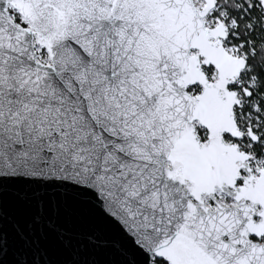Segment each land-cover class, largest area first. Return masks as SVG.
I'll return each instance as SVG.
<instances>
[{
  "label": "snow or ice",
  "instance_id": "6c2138e0",
  "mask_svg": "<svg viewBox=\"0 0 264 264\" xmlns=\"http://www.w3.org/2000/svg\"><path fill=\"white\" fill-rule=\"evenodd\" d=\"M0 264H264V0H0Z\"/></svg>",
  "mask_w": 264,
  "mask_h": 264
}]
</instances>
